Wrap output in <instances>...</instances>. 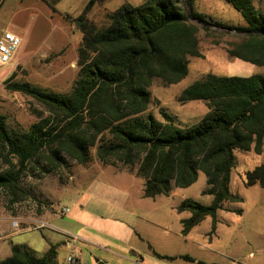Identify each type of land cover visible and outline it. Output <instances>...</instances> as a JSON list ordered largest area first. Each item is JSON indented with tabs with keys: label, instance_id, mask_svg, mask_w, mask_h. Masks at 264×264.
I'll return each instance as SVG.
<instances>
[{
	"label": "rangeland",
	"instance_id": "374dc122",
	"mask_svg": "<svg viewBox=\"0 0 264 264\" xmlns=\"http://www.w3.org/2000/svg\"><path fill=\"white\" fill-rule=\"evenodd\" d=\"M145 0H96L81 18L88 0H1L0 34L10 32L21 39L12 61L0 65V115L12 134L26 132L46 110L15 85L28 84L54 94H68L77 79L78 49L85 29L101 30L107 15L121 5H140ZM264 11V0H251ZM194 9L203 14L206 30L198 26L199 57L188 60V74L178 84L164 85L155 79L149 87L151 104L146 113L161 119L164 111L180 128L198 122L207 112L203 102L180 103L183 89L205 75L249 77L264 75V67L230 58L227 49L242 36L229 27H243L239 12L224 0H195ZM96 148L91 159L80 165L66 159L64 167L44 172L46 161L28 166L20 183L28 197L12 203L10 194L0 189V261L11 255V247L27 246L42 257L50 245H57V264H67L74 250L79 264H197L151 254L184 255L206 264H264V189L245 185V173L264 164L261 154L235 151V163L228 186L241 202L225 203L218 212L216 230L206 217L188 236L180 231V221L190 216L178 213L185 199L210 205L203 195L205 177L185 189H173L168 196L144 198L143 180L128 174L119 161L105 165L98 161ZM0 154L3 155L0 151ZM12 165L16 160L9 158ZM9 164L0 158V172ZM68 211L66 212V210ZM238 211H241L238 213ZM43 221V228H32ZM17 226H14V223ZM143 239V240H142Z\"/></svg>",
	"mask_w": 264,
	"mask_h": 264
},
{
	"label": "trees",
	"instance_id": "16d2710c",
	"mask_svg": "<svg viewBox=\"0 0 264 264\" xmlns=\"http://www.w3.org/2000/svg\"><path fill=\"white\" fill-rule=\"evenodd\" d=\"M194 1L125 3L107 15L103 29H85L78 49L77 79L66 95L15 85L16 91L34 99L48 115L39 116L19 134L9 132L0 115V158L10 165L0 172V189L10 194L12 203L28 197L20 180L29 165L44 159L48 165L45 173L64 167L66 159L86 165L91 149L96 148L102 164L119 161L128 173L144 181L145 198L188 188L202 173L206 183L202 194L212 201L205 206L185 199L176 207L178 213L190 214L180 221L181 234L187 236L206 217L211 218L210 234L215 232L223 205L242 201L228 189L235 151L253 149L259 155L264 148V75L208 74L188 85L178 101L203 102L207 112L186 128L178 127L174 117L164 111L161 119L146 113L152 81L158 79L166 86L180 83L188 74L189 58L200 56L199 30L192 22L207 30ZM224 1L245 22L243 27L228 28L242 36L227 49L228 56L264 67V11L251 0ZM95 3L88 0L81 18ZM9 158L16 163L12 165ZM255 184L264 189V164L245 173V185ZM56 249L57 245H50L37 258L27 246L15 245L0 264H57Z\"/></svg>",
	"mask_w": 264,
	"mask_h": 264
},
{
	"label": "built area",
	"instance_id": "2783aa9c",
	"mask_svg": "<svg viewBox=\"0 0 264 264\" xmlns=\"http://www.w3.org/2000/svg\"><path fill=\"white\" fill-rule=\"evenodd\" d=\"M21 45V39L10 33V32H3L0 34V65L8 64L12 61L17 52L18 48ZM68 209L66 210V212ZM14 226H17V223H14ZM46 224L43 221H36L32 228L38 229L45 227ZM67 264H79L78 257L76 252L73 250L72 253L66 259Z\"/></svg>",
	"mask_w": 264,
	"mask_h": 264
},
{
	"label": "crops",
	"instance_id": "0c3cea01",
	"mask_svg": "<svg viewBox=\"0 0 264 264\" xmlns=\"http://www.w3.org/2000/svg\"><path fill=\"white\" fill-rule=\"evenodd\" d=\"M108 174H128V175H130V176H133V177H136V178H138L137 176H135V174H130V173H126V172H113V171H110ZM143 184H144V181H143ZM143 186V185H142ZM142 193H143V187H142ZM143 195V194H142ZM144 197V196H143ZM145 198V197H144ZM151 199V198H150ZM154 199V198H153ZM178 206V205H177ZM176 206V207H177ZM180 234H181V231H180ZM182 235V234H181ZM183 236V235H182ZM188 236V235H187ZM187 236H183L184 238H186ZM143 240V239H142ZM150 251V253L151 254H154V253H156V254H158V255H160V256H168V257H173V258H180V257H183L184 255H179V254H177V255H174V254H160V253H157V252H155L154 250H149ZM8 257H10V255H7V257L6 258H8ZM78 257V256H77ZM192 258V257H191ZM181 259V258H180ZM192 259H194V258H192ZM184 262H187V260H184V259H182ZM195 260V259H194ZM188 262H191V261H188ZM198 262H200V261H194L193 263H197V264H199ZM78 263H79V258H78ZM202 263H204V262H202ZM98 264V263H97ZM204 264H206V263H204Z\"/></svg>",
	"mask_w": 264,
	"mask_h": 264
}]
</instances>
